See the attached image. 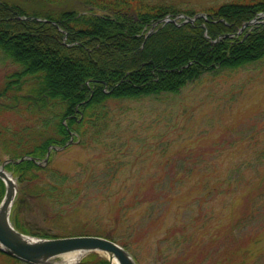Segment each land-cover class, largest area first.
Returning a JSON list of instances; mask_svg holds the SVG:
<instances>
[{"label":"trees","instance_id":"1","mask_svg":"<svg viewBox=\"0 0 264 264\" xmlns=\"http://www.w3.org/2000/svg\"><path fill=\"white\" fill-rule=\"evenodd\" d=\"M199 13L204 16L191 23L177 25L165 20L179 14L192 18ZM259 14H264V0H221L197 10L181 9L173 0H0V56L19 66L0 88V109L15 110L21 105L24 114H29L16 130L1 131L11 147L5 156L42 161L49 146H64L73 132L86 149L109 131L112 117L108 101L177 94L206 73L236 69L262 59L264 21L242 29ZM263 158L264 148L258 154L259 160ZM248 164L252 163L233 166L236 177L229 174L222 183L226 180L228 189L234 185L230 193L239 190L250 213L264 207V183L253 189L252 179L240 177L241 166L249 168ZM192 166L179 164L176 169L187 172L186 177L202 170ZM5 168L16 177L22 200L43 199L53 206L47 215L56 223L74 212L77 207L73 205L85 199L92 188L97 190L102 184L107 189L113 182L112 178L91 176L93 171L88 170L80 179L71 178L25 158ZM164 182L165 178H158L153 187L163 191ZM218 182L198 179L193 184L215 192ZM242 185L249 190L242 191ZM3 193L0 181V199ZM160 197V203L150 204L147 215L161 206L177 207L182 200L178 196ZM116 216L120 218L119 213ZM11 220L24 233L58 237L30 225L21 204L14 203ZM80 232L109 238L127 248L123 236L111 230L102 232L94 227ZM169 234L173 239L169 242L174 244L193 237ZM90 257L95 260L96 255ZM3 258L0 264L17 263L9 256ZM94 263L109 264L102 258Z\"/></svg>","mask_w":264,"mask_h":264},{"label":"rangeland","instance_id":"2","mask_svg":"<svg viewBox=\"0 0 264 264\" xmlns=\"http://www.w3.org/2000/svg\"><path fill=\"white\" fill-rule=\"evenodd\" d=\"M173 1L181 9L197 10L221 0ZM16 71L0 56V88ZM107 106L112 117L109 131L97 144L84 149L76 140L43 159L71 178L80 179L88 170L91 176L113 182L107 189L102 184L92 188L73 205L77 209L56 224L45 217L53 211L48 201L29 203L23 209L27 222L60 237L94 227L111 230L123 236L137 264H157L159 250L165 253L162 264H264V207L247 213L239 190L235 198L230 193L234 185L228 189L226 180L222 183L229 174L236 177L233 166L249 162V168L241 166L240 177L252 179L253 189L264 183V158L258 159L264 148V57L236 69L206 73L177 94L111 100ZM5 108L0 109V164L10 158L3 156L6 142L1 131L16 130L29 117L21 105ZM179 164L202 170L186 177L187 172L176 169ZM158 178L166 180L163 191L153 187ZM198 179H219L218 187L211 192L194 185ZM240 189L249 190L243 185ZM161 194L178 196L181 204L161 206L147 215L150 204L160 203ZM172 232L193 237L174 244L168 237ZM83 258L77 264L104 259Z\"/></svg>","mask_w":264,"mask_h":264},{"label":"water","instance_id":"3","mask_svg":"<svg viewBox=\"0 0 264 264\" xmlns=\"http://www.w3.org/2000/svg\"><path fill=\"white\" fill-rule=\"evenodd\" d=\"M182 17L185 18L182 24L191 23L196 18ZM262 18L264 15L256 16L253 20L244 23L243 27L256 24ZM167 21L177 24L176 19L170 18ZM0 178L6 186L5 194L0 202V250L32 264H53L52 259L71 252L82 255L101 252L109 262H112L113 258L116 264H136L133 257L119 245L98 236L35 239L17 232L9 220L16 184L5 172L4 164L0 166Z\"/></svg>","mask_w":264,"mask_h":264},{"label":"bare ground","instance_id":"4","mask_svg":"<svg viewBox=\"0 0 264 264\" xmlns=\"http://www.w3.org/2000/svg\"><path fill=\"white\" fill-rule=\"evenodd\" d=\"M182 16H187V15H185V14H179V15H177L176 17H167L165 20L167 21V19H170V18H171V19H176L178 23H182V22L185 20V18H183ZM159 22H160V21L154 23V24L150 27V29H149L147 35H149V34L153 31L154 27H155L157 24H159ZM252 25H254V24H252ZM16 66H17V65H16ZM17 68L19 69V66H17ZM7 82H8V80H6V82L4 83L3 87L7 85V84H6ZM17 84H19V83H17ZM21 86H22V89H23V90L26 89V87H27V85L23 86V84H22ZM0 102H1V101H0ZM108 102H110V101H108ZM108 102H107V103H108ZM107 109L109 110L108 106H107ZM109 112H110V110H109ZM110 114H111V112H110ZM63 123L65 124V120H63ZM73 133H74V134H73ZM73 133H70V134H71V137H70L69 141H68L64 146H61V147H60L59 145H57V146H56V145H51V146L48 147V149H47V153H46V154H51V153H53V152H55V151H57V150L62 149L63 147H65L67 144H69V143H71V142H74V141H76V140L78 141V139L73 140V139H74V135H75L77 138H79V136L77 135L76 132H73ZM94 144H97V143H94ZM94 144H92V145H94ZM10 148H11V147H10L8 144H6V147H5V149H4V152H7V150H9ZM3 155H6V154L4 153ZM23 157H24L25 159L33 160V161H34L39 167H46V168L56 169V168L49 167V166H48V163H49V162L46 161L45 159H43L42 161H36L34 158L29 157V156H23ZM20 161H22V157H21V158H18V159L6 158L5 160H3V163H2V164H4V166H6L7 164H10V163H18V162H20ZM0 163H1V162H0ZM2 164H0V166H1ZM4 170H5V172H6L7 174H9V175L11 176V178L13 179V181H14L15 184H16V191H15V195H14V198H13V203H12V207H11V211H10V217H9V220H10V224H11V226H12L17 232H19V233H21V234H23V235H26V236H29V237L35 238V239H53V238H68V237H72V236H68V235H67L66 237H60V236H58V237H41V236H36V235L29 234V233H24V232L18 230V229L13 225L12 220H11V212H12V208H13L14 203L21 204V205H22V209H25V208H27V207L29 206V203H30V204L35 203V201H36V200H39V199H33V198L28 199L27 197H26V198L23 197L24 200H22V196H21V194H20V187H19V184H18V181H17L16 177L14 176V174H13L11 171H8V170L5 169V168H4ZM56 170H58V169H56ZM58 171H60V170H58ZM60 172H63V171H60ZM63 173H65V172H63ZM0 181H1V183L3 184V187H4V193H3V196H4L5 191H6V186H5L4 181H3L1 178H0ZM3 196H2V198H3ZM2 198L0 199V202L2 201ZM45 217H46V219H48L50 222L56 224V222L54 221V219H53L52 217H50L49 215H46ZM56 227H57V226H56ZM73 236H84V235H73ZM101 238H105V239H108V240L114 242L115 244L119 245L121 248H123L125 251L128 252L127 248H125L124 246H122V245L119 244L118 242H116V241H114V240H111V239H109V238H106V237H101ZM163 254H165V253H163V252H159V257H157V261H158V262H156L157 264H162V263L164 262V256H162ZM5 255H6V256H9V257H11V258L16 259V260H17V263H16V264H32V263H30V262L24 261V260H22V259H19V258H17V257L12 256V255H9L8 253H6V252H4V251H2V250H0V261H4L3 256H5ZM90 255H99V256H101V257H103V258L105 257V256H104V253H101V252H97V253H92V252H91V253H88V254H85V255H82L81 253H78V252H71V253H67V254H64V255H62V256L56 257V258L52 259L51 261L53 262V264H77V262H80L81 258H83V257H85V256H90ZM58 258H60V259L57 261ZM83 259H84V258H83ZM83 259H82V260H83ZM104 259H106V258H104ZM133 259H134V258H133ZM158 259H160L161 262H160ZM82 260H81V261H82ZM106 260H107V259H106ZM165 260H166V259H165ZM107 261H108V260H107ZM108 263H109V264H116L113 258H112V262H109V261H108ZM136 264H137V263H136Z\"/></svg>","mask_w":264,"mask_h":264}]
</instances>
